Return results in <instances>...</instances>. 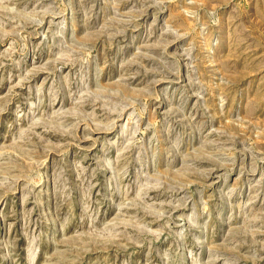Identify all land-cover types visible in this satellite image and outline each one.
Masks as SVG:
<instances>
[{"label":"rangeland","instance_id":"1","mask_svg":"<svg viewBox=\"0 0 264 264\" xmlns=\"http://www.w3.org/2000/svg\"><path fill=\"white\" fill-rule=\"evenodd\" d=\"M0 264H264V0H0Z\"/></svg>","mask_w":264,"mask_h":264}]
</instances>
